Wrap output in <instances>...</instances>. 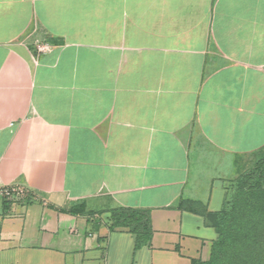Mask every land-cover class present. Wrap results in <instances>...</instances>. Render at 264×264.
I'll use <instances>...</instances> for the list:
<instances>
[{"label":"crops","instance_id":"1","mask_svg":"<svg viewBox=\"0 0 264 264\" xmlns=\"http://www.w3.org/2000/svg\"><path fill=\"white\" fill-rule=\"evenodd\" d=\"M263 149L264 0H0V264L208 262Z\"/></svg>","mask_w":264,"mask_h":264},{"label":"trees","instance_id":"2","mask_svg":"<svg viewBox=\"0 0 264 264\" xmlns=\"http://www.w3.org/2000/svg\"><path fill=\"white\" fill-rule=\"evenodd\" d=\"M242 205L235 204L230 212L205 214L216 229L219 238L213 245L212 256L208 262L195 264H231V252L236 262L254 255L262 238L261 223L264 201L249 197ZM7 202V200H3ZM127 228L136 237V249L147 245L152 236L150 213L148 211L119 208L112 212V226ZM225 257V258H224Z\"/></svg>","mask_w":264,"mask_h":264},{"label":"rangeland","instance_id":"3","mask_svg":"<svg viewBox=\"0 0 264 264\" xmlns=\"http://www.w3.org/2000/svg\"><path fill=\"white\" fill-rule=\"evenodd\" d=\"M237 165V176L226 185L223 213L230 212L235 208L236 203L242 205L246 200L251 201L249 197L255 196V200L264 201V149L243 157ZM2 202L0 200V203ZM261 231L260 244L256 249L251 250L255 254L250 257L247 255L246 259L244 257L241 261L236 262L233 257L234 253L229 252V258L231 257L233 261L231 264H264V212Z\"/></svg>","mask_w":264,"mask_h":264},{"label":"built area","instance_id":"4","mask_svg":"<svg viewBox=\"0 0 264 264\" xmlns=\"http://www.w3.org/2000/svg\"><path fill=\"white\" fill-rule=\"evenodd\" d=\"M39 52L45 53L49 51L50 47L48 45L39 46ZM28 190L20 186L2 187L0 188V200L7 201H19L24 200L28 197Z\"/></svg>","mask_w":264,"mask_h":264}]
</instances>
